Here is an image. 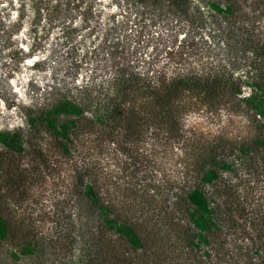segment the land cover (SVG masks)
<instances>
[{
	"label": "trees",
	"instance_id": "16d2710c",
	"mask_svg": "<svg viewBox=\"0 0 264 264\" xmlns=\"http://www.w3.org/2000/svg\"><path fill=\"white\" fill-rule=\"evenodd\" d=\"M126 2L177 27L171 46L183 35L177 47L180 60H186L190 44L198 45L193 37L188 42L190 33L205 43L201 36L206 31L216 48L223 45L226 61L207 60L201 71L179 67L167 76L163 70L135 71L130 61L110 52L107 80L77 85L27 113L25 134L0 132V240H10L15 229L13 219L8 222L2 214L3 194H24L19 187L33 175L27 169L39 173L47 165L44 139L31 143L27 137L40 127L61 166L67 165L61 176V243L66 241L61 249L68 247L69 253L79 241L77 264H141L134 257L140 252L151 264H264V0ZM199 108L247 115L253 138L238 148L216 145L201 153L205 148L199 146L194 173H187L179 191L161 195L155 211L141 217L116 209L100 192L95 163L85 159L89 147L79 146L82 140L94 136L92 142L100 138L119 149L142 143L145 134L175 141L181 138L183 116ZM253 158L262 165L261 193L237 194L238 186L226 174L240 164L253 170ZM32 239L20 230L22 255L40 247L41 238Z\"/></svg>",
	"mask_w": 264,
	"mask_h": 264
},
{
	"label": "rangeland",
	"instance_id": "374dc122",
	"mask_svg": "<svg viewBox=\"0 0 264 264\" xmlns=\"http://www.w3.org/2000/svg\"><path fill=\"white\" fill-rule=\"evenodd\" d=\"M191 3L197 5L198 0ZM130 5L126 0H0V132L25 134L27 113L77 85L107 80L111 53L124 58V63L130 61L135 71L163 70L167 76L179 67L201 71L207 60L217 63L220 59L219 65L226 61L227 51H222L221 43L216 48L206 31L201 36L205 43L190 33L188 42L193 37L198 45L190 44L186 60H180L177 47L183 35L171 46L177 27ZM182 123L181 138L175 141L145 134L142 143L119 149L100 138L92 142L94 136L82 140L85 144L79 146L89 147L85 159L95 163L92 171L100 192L108 195L116 209L141 217L155 211L161 195L179 191L188 174L194 173L199 146L205 148L201 153L216 145L238 148L255 134L247 115L227 108L216 112L194 109L183 116ZM40 136L46 148V167L39 173L27 169L33 175L19 187L26 190L24 194H3L2 214L8 222L13 219L15 229L10 240H0V264H77L80 256L79 241L69 253L68 247L61 249L66 242L61 243V176L67 165L61 166V157L40 127L27 135L31 143ZM256 158L252 159L253 170L240 164L231 173L235 176L226 174L238 186L237 194L261 193L262 165ZM73 224L77 226L75 220ZM22 229L33 242L41 238L40 247L29 255H22L17 245L22 242L18 240ZM134 257H140L141 264H151L141 252Z\"/></svg>",
	"mask_w": 264,
	"mask_h": 264
}]
</instances>
